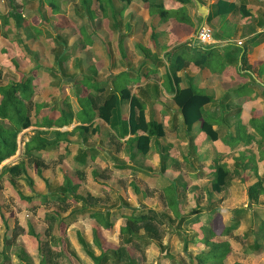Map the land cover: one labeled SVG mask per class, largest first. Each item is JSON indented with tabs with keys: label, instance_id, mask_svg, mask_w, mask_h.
I'll list each match as a JSON object with an SVG mask.
<instances>
[{
	"label": "trees",
	"instance_id": "trees-1",
	"mask_svg": "<svg viewBox=\"0 0 264 264\" xmlns=\"http://www.w3.org/2000/svg\"><path fill=\"white\" fill-rule=\"evenodd\" d=\"M55 0H51L53 8L57 9ZM123 4L118 10L120 14L128 6L132 0H119ZM146 7H148L151 14H156L159 19H173L180 23H190L186 14V5L191 3V0H174L181 5L178 11H171L166 8L163 0H141ZM238 0H216L212 5L213 11L207 16V21L210 22L214 16L225 18L230 13L241 14L244 25L248 26V18L251 16V12L243 2H235ZM95 4L96 11H98L103 18L108 17V14L113 10L114 0H80V4L84 8H89L92 4ZM89 10V9H88ZM7 18L4 14L1 16L0 25L3 28L7 26ZM63 24L60 25V27ZM116 26V24H114ZM252 28H248L246 33L256 32L258 27L264 26V19L257 21V23L251 24ZM80 34H89L85 31V26L79 27ZM3 35H7L3 32ZM154 34V33H153ZM258 37L264 35V32L258 33ZM248 42L255 44L256 38H251ZM23 48L28 54L31 53L30 49L24 45ZM191 49L192 54L196 56L190 57ZM175 51H178L177 55L171 61L169 71L172 74L175 87L172 93H174L173 101L177 106V114L181 116V125L178 127L182 130L190 131L195 123H199L198 134L193 136L191 146H188L187 154L196 157V147L204 139L209 138L211 141H217L220 139V128L227 124V118L223 113V103L221 105V112L217 116L206 111L205 106L215 102V100L205 94L203 91L197 90L192 85L188 87L180 88V79L176 76V72L181 70L188 59L193 58V62L198 66L209 65L212 58V48L204 50L199 46L187 48V44H180L175 47ZM246 50L241 51L240 61L241 66L246 64ZM69 55H62L58 58L59 62L67 61ZM39 66L36 65L28 73H21L18 81H12L7 84H0V165L13 155H15L18 149V135L30 126L45 127V128H62L70 126L73 120H76L77 126H73L71 130L60 131L55 130L56 138L52 141H47L41 134L40 130H35L30 135L27 141L24 142L23 150L21 152V159L14 164H5L0 168V175L9 174L11 181L14 178L20 176L26 172V163H31L35 172L41 175L40 166L42 165V157L40 153L51 148H57L60 146V141L66 138V135L78 134L83 138L84 143L87 142L88 134L94 135L98 132L99 128L94 126V120L98 118L109 125L113 131L114 142L120 141L127 135H130L125 140L128 150L130 151V157L133 161L126 167L137 171H145L143 163H138V157H146L151 152L153 145L158 143V139L165 136L166 131L164 123L157 121L153 118L147 119L145 116V103L128 87L129 72L123 71L115 75L109 80V85L106 82H96L93 76L80 75L74 80V84L87 86V94L81 95V92L75 93L76 99L79 104V109L74 112L68 97L61 100L62 107L55 109L50 106L51 109L46 113L43 109L46 107L44 102H33V94L35 83L34 80L37 76V70ZM88 68L93 69V73L96 74V69L93 65H89ZM264 71L262 67L260 73ZM121 76H127L124 83L119 79ZM3 78V68L0 65V81ZM244 86H240L234 90L233 93L240 91ZM78 90V88L76 89ZM80 91V90H79ZM255 99V96H250L249 100ZM128 106V114L125 116L122 112L124 105ZM253 114L249 120L252 124V128L256 129V117L254 115V108L250 109ZM183 125V128H182ZM217 128H214V126ZM228 126V125H227ZM243 127V125H242ZM241 127V128H242ZM240 128V130H241ZM264 128V124H263ZM239 131L236 135L227 134L222 136L223 141L235 142L240 141V138L244 142L250 144L255 142V133H246L245 127L243 128V134L239 137ZM246 135H253L249 139H244ZM231 145L235 144L232 143ZM68 151V147H66ZM65 154H61L59 159L63 158ZM96 156V149L93 147L78 148L74 160L77 164L84 165L86 160L93 159ZM255 157V154H238L235 156L232 165L227 161L220 160L218 157L214 158L213 163L206 170H202L200 177H209L208 179V193H221L224 189L230 187L232 180L235 177L246 181V169H250L254 159L250 162V157ZM187 158V157H186ZM187 163L189 159L187 158ZM137 162V163H136ZM125 166L122 167V170ZM168 168L167 163H162L159 171L164 172ZM255 173V166L251 168ZM82 170V169H81ZM64 182L61 187L62 194H51V199L57 200L59 203H64L67 197L72 196L74 203L82 201L83 204L80 208H76L71 211V214H84L87 213L89 217L93 218L97 223L92 224V239L93 244L100 253L95 254L86 240L78 233V240L85 251L86 256L93 264H136L137 258L133 256V251L143 258L147 247L151 245L153 241H157L159 247L160 256L158 257L157 264L164 260H174V255L170 252L169 246L163 244L164 236L168 229L171 227L172 222L176 221L175 229L176 235L178 234L179 240L182 243L183 256L179 261H173L174 264H224L225 259L233 251V247L230 239L237 242V245L241 247L244 253H255L261 249H264V219H261L258 214H254V228L249 229L240 234H234V231L239 227L240 222L238 219H229L225 222L222 219L219 206L211 202L205 205L207 208H201L198 200L201 196L198 193H193V204L190 211L185 210L184 201L182 199V191L184 187L175 185L177 189L176 198L172 200L168 192L173 190V184L168 183L164 188L165 204L172 212L167 214L162 211H158L154 208L144 209H127L126 206L115 207L116 210L110 209L101 210L96 209L93 205V197L86 194L82 198L77 194L78 186L72 183V180L67 176L64 177ZM48 185V182H46ZM135 191H139L137 186H134ZM247 199L250 204L258 205L260 195L264 193L263 182L256 180L246 187ZM191 196V195H190ZM48 197V198H49ZM192 197V196H191ZM46 198V197H45ZM47 198V199H48ZM46 199V200H47ZM209 198L207 197V200ZM34 200L33 196H21V202L31 203ZM32 206L29 204L27 209ZM203 216H206L203 220ZM43 221L47 222V227L42 231H37V222L29 219L26 225L21 231L17 232L16 227H9L5 224V230L2 236V262L0 264L9 263V255L11 247L15 245L18 235L23 234L24 238L33 244L38 257V264H61L59 262V256H61L58 250L54 248V244H57L61 240V234L64 233V219L60 216L58 211H49L42 216ZM124 218V223L119 228V245L115 248L106 247L105 237L102 234V230H110L117 219ZM185 221H189L185 223ZM6 222V221H5ZM185 223V224H184ZM191 225L192 232H181L179 228L183 226ZM55 231V232H53ZM57 233V234H55ZM56 236V235H59ZM53 242V243H52ZM57 246V245H56ZM199 246H202L199 248ZM25 262L26 260L22 257ZM26 264H33L26 262ZM234 264H239L235 262Z\"/></svg>",
	"mask_w": 264,
	"mask_h": 264
},
{
	"label": "rangeland",
	"instance_id": "rangeland-1",
	"mask_svg": "<svg viewBox=\"0 0 264 264\" xmlns=\"http://www.w3.org/2000/svg\"><path fill=\"white\" fill-rule=\"evenodd\" d=\"M79 1L80 0H55L57 6L61 3L60 5H62V7H60V9L61 11H64L62 13L64 14V16H66L67 20L71 21L67 24L65 29L63 28L62 30H59V25V31H56L57 26H55V23L51 22V20L54 18V14L48 11V14L46 13L45 17H47L48 22H51V26H43V28L36 26L35 30H32L34 34H41V36L37 39L28 41L32 48L31 50L36 51V54L26 53V58H29L30 60L29 63L25 59H22L20 56H15L18 62L13 61L12 59L5 61V58L9 57L10 53L12 52L10 50H7L9 48H12L13 41H15L16 43L17 35L20 31L17 30L19 31L18 33H15L14 31L10 32L7 37H4L1 33V31H3V27L0 25V61L3 62L0 64L3 66V78L0 81V84H7L12 81L16 82L19 80L21 73H28L31 68L38 65L40 78L35 81V83H37L36 94L33 95L35 101L45 102L49 105H55V108L58 109V107H62V103L61 101H59V99L61 98L62 100L67 95L70 103L72 102V108L74 107V109L77 110L78 104L75 96L71 92V89L74 86L72 83L75 78L83 74L93 76L96 82L101 83L102 81L104 82L109 77H111V74L114 73L112 69H115V72L119 69L121 70L123 67H125L127 61L130 62V68H137L138 62L142 61L144 58L142 51L137 49V47L131 46V48H128V54L126 53V57H123L119 51L117 52L115 50V36V39H112L111 43H108V53L110 54V58L107 59V55L105 54V52H102V50L96 46H99L101 41L105 44L104 41L105 39H107L108 34H119L120 32H123L124 29L130 34H138L137 36L141 35L140 40H145L147 35L146 23L133 24V19L132 21H130V14L126 11L124 15L119 18V21L121 22L120 31L118 29V31L111 32L103 26L100 18V13L96 11L95 6H93L95 5L94 3L90 7L93 9L92 11L90 10V8H88L91 11L90 14V11L84 8V6L82 7L79 4ZM47 4V0H0V20L1 16L4 14L6 17H8L7 26L11 25L17 28L19 25L17 23L14 24V21L16 19L14 16L16 14H25L26 18L33 17L34 15H37V10L41 13L46 12L48 8ZM115 4L119 5L118 3ZM190 7H194V5L191 3ZM83 13H86V15L83 16ZM92 13H94V16L92 15ZM127 21L131 24H129L130 28L128 29L124 27V24ZM110 22L112 23V20ZM111 23L109 24L111 25ZM43 25L47 24L44 23ZM81 25L85 26V31L87 33L94 34L93 38L97 41L96 42L94 40L95 43H93L91 47L85 48V50L83 51H80V49H78L79 45L77 42L81 33L79 29ZM209 27L212 30L213 36L218 34L216 27ZM21 36H23V34H21ZM5 49L6 53L3 52V50L5 51ZM64 50L71 51L74 55L69 60L59 63L58 58H60V56L62 55L61 52ZM98 58H101L103 60L101 61L103 65L100 69H97L96 74H94L93 69L88 68V66L95 64V62L99 60ZM109 64L112 65L109 67ZM126 77L127 76H121V78L119 79L121 81L119 83L120 86L122 83H124V81L122 80L128 79ZM250 93L251 90L248 89V87H245L241 91H237L238 95L244 97H249ZM254 100L255 103H253ZM232 103L234 104V101ZM247 106L249 108H251L252 106L255 108L256 99L248 100L247 105L235 103L234 105H232V110H222L227 118V123L230 124L231 128L237 127L239 135L243 134V128L246 125L249 124L252 126L250 121L248 119H245V117L243 116L246 114ZM166 113L167 110H165L164 112L161 111V118L159 119L164 123L165 130L167 131V137L162 139L163 141H165V143H167L168 141V144L166 146V150L163 151V153H161L160 151L156 152V148H159V146L161 145L160 140L157 144L153 145L151 152L149 153V155H147V166H144L145 168H147V181H145L146 176L144 173L140 175L144 177V180L140 179L137 176L138 172L133 173V175L131 177H128L127 179H123L122 175L121 178L112 175L109 172V168L103 170V172L101 173L104 179H107V177L110 179V185H112L113 188H122L121 190H123V195H115L109 192L103 193L98 183H95V181L93 182V179L89 176L88 169H86L85 171H82L80 168L78 169L77 165L74 162V159L72 158L74 154L68 156L70 152H76L78 145H68V152L67 149H64L66 140L61 141L64 149L62 151V154L67 155L65 161L61 162V159L63 158L57 159L55 155H53V153L47 155L46 158H42L43 164L42 166H40V168L50 179L48 185H46V182L36 176L32 164L28 162L26 163V172L14 178L13 181H11L9 174L0 175V250L3 245L2 234L6 223H10L12 226L14 225L17 228V232H19L21 231V227H24L29 219L37 220L38 222H40L42 220V214L48 209L58 208L63 212L72 208H80V205L83 204L82 201L76 204L72 199L73 202L67 201L64 203H59L57 200H55L54 202V200L49 197L51 196V193L62 192L61 187L63 185V176H67L72 180V183L75 182L77 185H79L78 194L82 198H84L86 194L90 195V193L96 195L97 197H93L92 199L94 207L96 209L106 210L122 206H129L130 208H135L137 210L144 208H155L159 211L167 213L168 215L170 211H168V208L166 207L164 200L165 193H163L162 187L170 183L168 181L171 180L174 188L173 190H170V192L167 191L168 195H170L172 200H175L177 192L175 185L184 187V190L182 191V199L184 201L185 210L190 211L193 204V193H198L201 196V198L198 200L199 206L201 208L204 209L206 208L205 205L215 202L214 204H217V206H219L222 219L225 222L232 218L239 220L240 225L237 230L234 231V234L245 232L249 229V227L254 228L256 214L260 216H262V214L258 209V206L250 204L247 199L246 187L256 180L255 176L252 173L248 172L245 182H241L238 178H234L231 182L230 187L224 189L219 194L206 192L209 177H200V173L202 172V170L208 169V167L213 163L214 158L218 157V159L227 161L230 165H232V162L234 160L233 157L241 154V152L236 148H234V150H227L224 146V141H219L216 143L207 138L197 148L195 158L194 156H191L189 154L186 155L189 147H184L185 144L180 143V140H182L181 137H177V140L174 139V124L178 126L177 124L180 123L181 125V116L178 114L179 121H169V117H165L167 116ZM247 113L250 115V117L253 116L251 112ZM180 130L179 132L182 133V130ZM226 132H228L227 127L223 126L220 129V134L222 136H225ZM42 135H44L45 138H47L49 141H52L56 138L55 131L52 129L42 131ZM251 136H254V134H245L243 138L247 140L251 138ZM88 137H90V141L87 139L86 143L91 145H96L97 143L100 145L102 144V146L104 147V157H106L109 161L112 158L115 159L117 163H124L126 160H128V155L122 158L118 157L122 156V154H120V152L118 151V147L120 144L116 145L115 147V145H112L113 143H109L107 141L109 139L108 135L103 134V136H95L92 134H88ZM23 138L26 139V136H24ZM22 147L23 146L21 144L20 148ZM251 148L253 149L247 151L246 154L251 155L252 153H255L254 144L251 145ZM19 150L13 157L4 161L0 165V168L5 164L17 163L21 159V152ZM155 153H158V155H156ZM186 157L189 159V163H187ZM249 157L250 162H252L253 159L255 160V157ZM145 158L146 157H138L139 160L137 161L143 162ZM164 162L168 164V168L166 169V171L164 170L165 172H163V176L159 177V175L157 176V174L155 173H159L158 171L160 169V166H162V163ZM78 174L83 175V177L80 178V175ZM130 179L134 180L132 184L128 183ZM134 186L143 188L144 192L147 193V196H134ZM127 190H129V193L127 192ZM21 196H33L34 200H32L31 203H22L20 201ZM207 197L209 198L208 200ZM209 200L211 202L207 203ZM29 204L32 207L30 209H27ZM205 217L206 216H203V220L205 219ZM81 218L87 226L90 222L88 216H84ZM124 221L125 220H122V223H124ZM187 222L189 221H185V223ZM118 224L119 222L116 223L114 232L110 234L112 238L116 236ZM175 225L176 221L172 222L171 227L168 229L164 240L169 246L170 252L175 257L179 258L182 256L183 251L179 236L178 234L176 235L174 231L175 229H173ZM191 228V225H187L179 229L181 232L191 233ZM86 235L89 236V231H87ZM230 241L231 244L234 245V247H239L236 241L232 239H230ZM34 253L35 252L30 247V244H28V242L22 235L18 236L15 245L9 252L14 260V264H21L19 262V259H21L22 257H24L26 262L38 264V259L34 256ZM235 254H237V256L233 257V259H237L241 264H259L258 259H256L257 257L254 254H243L241 253L240 249H237L235 251ZM158 255V247L155 244H151L148 248V257L146 264H154V260ZM260 257L264 258V255ZM16 258L18 259V261ZM59 262L61 264H70V261L65 258V255L59 256ZM171 262L172 261H168L167 264H171ZM231 262L232 260L230 259L227 261V264H231Z\"/></svg>",
	"mask_w": 264,
	"mask_h": 264
},
{
	"label": "crops",
	"instance_id": "crops-1",
	"mask_svg": "<svg viewBox=\"0 0 264 264\" xmlns=\"http://www.w3.org/2000/svg\"><path fill=\"white\" fill-rule=\"evenodd\" d=\"M47 1H48L47 5L49 9L45 7L47 8L46 12L41 13V12H38L37 10V15H34L33 17H29V18H26L25 14H21V15L16 14L14 16L16 18L14 21V24L17 23L19 26L15 28L9 25V26H6V28H3V31H1L2 35L4 34L3 33L4 31L7 34L6 36L3 35L4 37H7L8 34H10V32L14 31L15 33H18L20 31L19 34L17 35L16 43L15 41H13L12 48H9L7 50V51L10 50L12 52L10 53L9 57L5 58V61L10 60V59H12L13 61H17L15 56L16 57L20 56L22 59H25L29 63L30 62L29 58H26L27 51L25 50V48H23V46L26 45L30 49L31 54H34V53L36 54V51L31 50L32 48L30 44L28 43V41L37 39L38 37L41 36V34H34L32 30L33 29L35 30L36 26H39L42 28L43 26H51V22H53L55 23V26H57L56 31H59V30H62L63 28L65 29L67 24L71 21V20H67L66 16H64V14L62 13L64 11H61L60 9V7H62V5H60L61 3L58 6H56L57 7L56 9V8H53L52 5H50L51 0H47ZM198 1L201 3V5L207 8L208 13L206 17L202 18L198 14L197 5H196L195 0H191V3L194 5V7H190L191 3H188L186 5V14L188 16L190 23H180L173 19H167V20L159 19L156 16V14L150 13L148 7H146L145 4L141 0H132L131 2H129L128 6L123 11V13L120 14L118 10L121 8L123 4L119 0H114V3H112L113 10L110 12V14H108V17L103 18L100 14L101 16L100 18L103 23V26L108 31H111V32L118 31V29L120 31L121 22L119 21V18L122 15H124V13L127 11L130 14L129 16L130 21H132L133 19L132 21L133 24H145L146 23L147 35H146L145 40L144 39L140 40L141 35L137 36L138 34L136 35L130 34L124 29L123 32H120L119 34H108L107 39H105L104 41L105 44L101 41L99 46L98 45L96 46V47H99L102 50V52H105V54L107 55V59H109L110 54L108 53V47H109L108 43H111L112 39H115L114 37L116 36L115 44H114L116 47L115 50L117 52L119 51L123 57H126V53L128 54V51H129L128 48H131V46L137 47V49L141 50L144 55L143 60L138 62L136 69L130 68L129 67L130 62L127 61L125 67H123L121 70L119 69L118 71L115 72L114 71L115 69H112L114 73H112L111 77H109L104 82H106L107 86H110L108 81L111 80L115 75L123 71L129 72L130 75H129V80H128V87H130L131 91L134 94L138 95L144 101L145 103L144 112H145V116L147 119L153 118L157 121L162 122L159 119L161 118L160 113L161 111L164 112L165 110H167V113H166L167 116L165 117H169V121L170 120L179 121L178 114H177V106L173 101L174 93H172L174 92L173 88L175 87V82L173 81L172 74L169 71L170 63L178 53V51H175V47H177L180 44L186 43L187 48H191L195 46H199L203 48L204 50L212 48L213 50L212 58H211L209 65L198 66L193 62V58H190V60L188 59V62L186 63V65L181 70L176 72V76H178L180 79L179 87L184 88V87H188L189 85H192L197 90L203 91L202 93H205L211 96L215 100V102H212L206 105L205 108H206V111L213 114V116H217L218 114H220L219 112L221 111V105H220L221 102L223 103V107H224L223 111L225 109L232 110V105H234L235 103H239L241 105L243 104L247 105L250 96L251 97L255 96L256 106L255 108L253 106L252 107L254 108L253 113L256 117V129L254 131L251 125L249 124L245 126L246 133H252V132L255 133V142H252L250 144L244 142L243 139L240 138V135H242L240 134L239 137H237V138H240V141H238L237 143L233 145H231V143L228 141H224L223 143L227 150H234V148H236L238 151L241 152V154H243L244 152L246 154L247 151H249L250 149H253L251 148V145L254 144L255 160H254V163L250 166V169L248 168L245 171H246V175L248 174V172H250L255 176L256 180L260 179L261 182H263V187H264V128H263V124H264V71L260 73L261 63H262V67H264V35H261L260 37H258L259 36L258 33L264 32V26L258 27L256 32H253L250 34L246 33L248 31V28L249 29L252 28V26H250L251 24L253 25L254 23H257L259 19L260 21L264 19V0L235 1L238 3L244 2L246 4V7L251 12V16L247 20V23L249 24L248 26L244 25L241 14H238V13H230L225 18L214 16L212 20L208 22L207 16L209 15L210 12L213 11L212 5L215 3L216 0H198ZM229 1H232V0H229ZM163 2L166 8H169L173 12L178 11L181 8V5L174 0H163ZM115 3H118L119 5ZM79 4H80V1H79ZM90 10L92 11L93 9L90 8ZM48 11L54 14V18L51 20V22H48L47 17H45L46 13L48 14ZM91 11H90V14H91ZM84 15H86V13H83V16ZM92 15L94 16V13H92ZM111 20H112V23L110 22ZM44 23H46L47 25H43ZM109 23H111V25ZM61 24L63 25L58 30V26ZM114 24H116V26H114ZM129 24L130 22L128 21L125 22L124 27L126 29L130 28L131 24L130 25ZM201 25H209L214 28L216 27L218 34H216L215 36H213L212 34V39L209 43L199 44L196 42L195 44H192L196 31ZM21 34H23V36H21ZM93 35L94 34H90V33L80 34L77 40L79 48L78 47L77 48L80 49V51H83L85 50V48L91 47V45H93V43H95L96 41L93 38ZM253 37H255L257 41L255 44H251L250 42H248ZM238 42H241V44H238ZM244 49L246 50L247 62L244 65V67H242L240 56H241V51ZM3 52L6 53V49L5 51L3 50ZM188 52H190V57L196 56L195 54L191 55L192 54L191 49H189ZM61 53L62 55L64 54L69 55V59L74 55L73 52L65 51V50L62 51ZM98 59L99 60L96 61L95 64H93L96 70L100 69L103 65V63L101 62L103 60L101 58H98ZM1 63L3 62L0 61V64ZM111 65L112 64H109V67ZM39 78H40V74H39V69H38L37 76H36V79L34 80V83ZM104 82L102 81L101 83H104ZM36 84L37 83H35L34 94H36ZM72 84L74 86L71 89V92L73 93L74 96H75V93L77 92H81V95L87 94L88 89L85 86L83 85L76 86L74 83ZM240 86H244V88L248 87V89L251 90L249 97H246V96L244 97V96L238 95L237 92L235 93L232 92V90ZM77 88L78 90H76ZM65 97H67V95ZM32 99H33V102L40 103V101H35L34 97ZM59 101H61V98L59 99ZM233 101H234V104L232 103ZM253 103H255V100L253 101ZM77 104H78V101H77ZM44 105L46 107L43 109V111L46 113L51 109L50 106H53L55 108V105H49V104H46L45 102H44ZM71 106H72V102H71ZM251 108H249L248 106L246 107V110H247L246 114L243 115L245 119H248V120L251 119L252 116L250 117V115L247 113V112H250ZM72 109L74 112H76L79 109V104H78L77 110H75L74 107ZM122 112L125 116H127L128 106L126 104L123 106ZM77 124H79V122L76 123V120L74 119L73 123L70 126L68 127L65 126L62 128H56V127L45 128V127L30 126L29 128L23 130L18 135V149L16 153L18 152L20 145L22 144L23 146L24 142L27 141L28 137L32 135L35 130H40L41 134H42V131H45L47 129H52L54 131L56 129L60 131H66V130H71L72 127L75 125L77 126ZM177 125L179 126V124ZM94 126H97L99 128L98 132L95 133L94 135L95 136H98V135L103 136V134L108 135L109 139L107 141L109 143H113L112 145H115V147L116 145L120 144L119 145L120 148L118 147L119 149L118 151L120 152V154H122V156H118V157L122 158L128 155L129 157L128 160H126L124 163L123 162L117 163L116 160L112 158L109 161L106 157H104V152H103L104 147L102 146V144L100 145L97 143L96 145L95 144L91 145L88 143H84V141L82 140L83 138L78 134V132L77 134L76 133L74 134L76 136L66 135V138L63 139V140H66L65 148L68 147V152H69L70 145H78V148H83V149L87 147L95 148L96 149L95 158L93 159L88 158L86 160V164H84L83 166L80 164H77L74 160L75 164L77 165L78 169L80 168L82 169V171L83 170L85 171L86 169H88L89 176L93 179V182L95 181V183H98L103 193L109 192L115 195H123V190H121L122 188L121 189L113 188V186L110 185V179L108 177L107 179H104L101 173L103 172V170H106L109 168V172L112 175L118 176L120 178L122 175L123 179H127L128 177H131L133 175L135 170L131 169L132 167L130 166L129 168L126 167L127 165H130L133 162L130 157V153H129L130 151L128 150L127 145L125 144L126 138H128L130 135H127L124 138H121L118 143L116 141L114 142L113 137H112L114 133L110 129L108 124L96 118L94 120ZM178 126L174 124V129H173L174 134H175L174 139H176L177 137L178 138L181 137L182 140H180L181 141L180 143L185 144L184 147L191 146L192 144L191 141L193 140L191 138L198 134L199 123H195L190 131H187V130L185 131L181 129L182 133L179 132L180 127ZM225 126L227 127V131H228L226 132L225 135L232 134L234 136L237 134V130H238L237 127L231 128L230 124L228 123ZM214 128H217V126L215 125ZM219 135H220L219 137L220 139H218L217 141H213V142L217 143L219 141L220 142L223 141V139L221 138L222 135L220 133ZM24 136H26V139L23 138ZM42 136L45 138L44 135ZM166 137H167V131H166L165 136L162 138H166ZM162 138L158 139V142L161 140L160 142L161 145L159 146V148L158 147L156 148L155 150L156 152L160 151L161 153H163V151L166 150L168 141L167 143H165V141H163ZM89 139L90 137H88V140ZM206 139H204L199 145H197L196 150ZM47 141L49 140L47 139ZM61 141L59 143L60 144L59 147L51 148L46 151H43L42 153L39 154V156H41L42 158H46L47 155H50V153H53V155H55V157L59 159L60 155L62 154V151L65 149V148L63 149ZM21 149L23 150V147L20 148L19 150L20 152H22ZM77 150L75 153H73V151L71 150L72 152H70L68 156L74 154L72 156V158L74 159V156L76 155ZM155 154L158 155V153H155ZM66 157L67 155H65L63 159H61L62 160L61 162L65 161ZM234 158L235 156L233 157V159ZM135 160H139V159L137 158ZM138 163L141 164V161H138ZM142 163L144 164V166H147V156ZM123 166H125V168L122 170ZM253 166H255V173L251 169ZM260 168H261V171H260ZM137 172H138L137 176L142 180H144V177L140 175L144 173L146 176L145 181H147V170L145 171L140 170ZM158 172L159 173H155V174H157V176L159 175V177H162L163 173H161L160 171ZM34 173L36 174V176H38V178H40L44 182H50L49 177L46 176V174L42 170H41V175H38L35 172V170H34ZM78 175H80L79 176L80 178L83 177V175L81 174H78ZM235 178H238V177H235ZM238 179L239 181H241L240 178ZM64 180L65 179L63 176V182ZM133 182L134 180L130 179L128 183L132 184ZM168 182L171 183L172 181L169 180ZM74 184L76 183L74 182ZM165 186L166 185L162 187L163 193H164ZM138 189L139 191L138 192L135 191L134 196H140V197L147 196V193L144 192L143 188L138 187ZM102 192H99V193H102ZM127 192L129 193V190H127ZM54 193L59 194V195L62 194V192H54ZM77 194H78V190H77ZM90 195L92 197H97L93 193H90ZM164 197H165V194H164ZM72 199L73 198L70 194V196L67 197L66 202L67 201L71 202ZM258 203L259 204L256 206H258V209L261 211V214H262V216L260 215L259 216L261 219H264V193L260 195V199ZM127 209H135V208H130L129 206H127ZM72 210H75V208H72V209H69L63 212L60 211V209L58 208H51V209L46 210L42 214V215H45V213L49 211H58L60 213V216L64 219V224H63V226H65L63 230L64 233L61 234V237L59 233H58L59 235H56V236H59L61 240L57 244H54V248L58 250L60 253L62 252L61 254L63 256L65 255V258H67L70 261V264H93L90 261V259L86 256L85 251L82 249L79 243L78 233L81 234V236L90 245L94 253L99 254L100 251L93 244L92 231H90L92 224H96L97 222L93 218L89 217L88 214L85 212L83 215L76 214V213L71 214ZM110 210L113 211V210H116V208H111ZM168 211H170V209H168ZM169 214L172 215V212L170 211ZM84 216H88V218L90 219V222L87 226L85 225V223L82 221V218H81ZM122 220H124V218L117 219L113 227L110 230H106V229L102 230V234L105 237L106 247L115 248L117 247V245H119V242H120L119 228L123 224ZM34 221L37 222V231H42L43 229L47 227V222L43 221V217L40 222H38L37 220H34ZM117 222H119V224L117 227L116 236L112 238L110 234L114 232ZM7 224L9 227H15L14 225L12 226L10 223H7ZM87 227H88V230H87ZM4 230H5V226H4ZM86 230L89 231V236L86 235L87 233ZM20 235L24 237L23 234H20ZM25 240L27 241L26 238ZM27 242L28 244H30V247L35 252L34 256L38 259L33 244L30 243L29 241ZM151 244H155L158 247L157 241H153ZM163 244L167 245L164 239H163ZM200 247L202 246H199V248ZM232 247H233V251L225 259L224 264H227V261L230 259L232 260L231 264H234L235 262H238L239 264H241L237 259H233V257L237 256V254H235V251L237 249H240L241 253L243 254L245 253L242 251L241 247L236 248L234 247V245H232ZM148 248L149 247H147L143 258L141 257V255L133 251V256L136 257L138 260L136 264H146L147 263ZM1 250H0V262H2ZM158 251H159V247H158ZM9 252H8L9 263H6V264H14V260L9 254ZM250 254H254L257 257L256 259H258L259 264H264V258L260 257L264 255V249H261L258 252L250 253ZM159 256H160V251H159V255L154 260V264H157V262L159 261L158 260ZM181 257L177 258L174 256L173 261H176L177 263V261H179ZM168 261H172V260L168 259L165 261H160V264H167ZM173 261L171 262V264L175 263V262L173 263ZM19 262L21 264H26V262L23 259H19Z\"/></svg>",
	"mask_w": 264,
	"mask_h": 264
},
{
	"label": "built area",
	"instance_id": "built-area-1",
	"mask_svg": "<svg viewBox=\"0 0 264 264\" xmlns=\"http://www.w3.org/2000/svg\"><path fill=\"white\" fill-rule=\"evenodd\" d=\"M211 39H212L211 28L208 25H201L196 31L192 44H195L196 42L199 44L209 43ZM238 44H241V42H238Z\"/></svg>",
	"mask_w": 264,
	"mask_h": 264
},
{
	"label": "water",
	"instance_id": "water-1",
	"mask_svg": "<svg viewBox=\"0 0 264 264\" xmlns=\"http://www.w3.org/2000/svg\"><path fill=\"white\" fill-rule=\"evenodd\" d=\"M196 2V5H197V11H198V14L202 17V18H205L208 11H207V8L203 5H201V3L198 1V0H195Z\"/></svg>",
	"mask_w": 264,
	"mask_h": 264
}]
</instances>
